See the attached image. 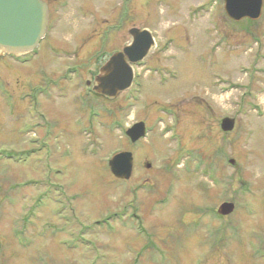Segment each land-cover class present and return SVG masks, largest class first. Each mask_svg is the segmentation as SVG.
<instances>
[{
	"label": "rangeland",
	"instance_id": "374dc122",
	"mask_svg": "<svg viewBox=\"0 0 264 264\" xmlns=\"http://www.w3.org/2000/svg\"><path fill=\"white\" fill-rule=\"evenodd\" d=\"M45 2L39 50L0 56V264H264V0L236 23L222 0ZM132 27L154 47L130 89L88 95L87 115L76 90ZM63 74L69 88L38 93ZM118 151L129 179L108 169Z\"/></svg>",
	"mask_w": 264,
	"mask_h": 264
},
{
	"label": "water",
	"instance_id": "95a60500",
	"mask_svg": "<svg viewBox=\"0 0 264 264\" xmlns=\"http://www.w3.org/2000/svg\"><path fill=\"white\" fill-rule=\"evenodd\" d=\"M263 0H223V10L228 18L257 20L262 11ZM49 21L48 7L43 0H0V54L19 56L32 51L45 35ZM131 41L121 51L108 56L93 79L92 91L108 99L128 90L133 81V64L142 61L154 47L151 32L145 28H130ZM234 120L222 118L220 127L230 131ZM130 142L145 137L142 121L133 123L125 130ZM229 162L234 164V160ZM109 171L118 179H129L133 171V157L128 151H119L107 162ZM150 165L147 164L146 167ZM234 210L232 202L224 201L217 213L228 215Z\"/></svg>",
	"mask_w": 264,
	"mask_h": 264
},
{
	"label": "flooded vegetation",
	"instance_id": "af4514ba",
	"mask_svg": "<svg viewBox=\"0 0 264 264\" xmlns=\"http://www.w3.org/2000/svg\"><path fill=\"white\" fill-rule=\"evenodd\" d=\"M45 1V0H44ZM222 4H223V1H222ZM246 21H248V22H251V21H255V20H250V19H245ZM234 22V21H233ZM239 22V21H238ZM236 23V22H235ZM50 47V48H49ZM40 48V47H39ZM52 49H56V48H54V47H51V46H48V50H52ZM46 50H47V48H46ZM1 56H5V55H1ZM108 56H109V54L108 55H102L101 57H100V59H99V62H100V65L99 66H97V68L92 72V74H91V78L90 79H84L83 80V83H84V86L86 87V90H85V92L82 94V91L81 90H76V93L78 92V94H79V97H77L76 98V100H78V102H80V106H83V108H84V110H86L85 112H88L89 111V107H88V105L89 104H87V99H88V95H91V88H92V84H93V79H94V77L98 74V71H99V68H100V66H102V64L105 62V60L108 58ZM9 57V56H8ZM23 57L24 56H22V57H20V58H15V57H13V56H10V58L14 61V60H16L17 62L18 61H24L23 60ZM81 67L82 66H80V65H72L70 68H69V70H65V72L66 73H70V74H74V79H76V80H78V79H80V76H81V74L83 73V71L81 70ZM67 75H65V74H63L60 78H55V79H53V80H50V81H48V83H47V87H49V88H56V87H62V86H66L65 84H67L66 83V81H65V79H67ZM67 87V86H66ZM32 88H36V87H32ZM67 88H69V87H67ZM90 91V92H89ZM38 93H39V90H38ZM57 93L59 94L60 93V91L58 90L57 91ZM60 94H62V93H60ZM93 94V96H92V98H94V97H96V96H98V95H95L94 93H92ZM98 97H100V96H98ZM83 104V105H82ZM92 109H94V108H92Z\"/></svg>",
	"mask_w": 264,
	"mask_h": 264
},
{
	"label": "trees",
	"instance_id": "16d2710c",
	"mask_svg": "<svg viewBox=\"0 0 264 264\" xmlns=\"http://www.w3.org/2000/svg\"><path fill=\"white\" fill-rule=\"evenodd\" d=\"M108 114H109V112H108Z\"/></svg>",
	"mask_w": 264,
	"mask_h": 264
}]
</instances>
